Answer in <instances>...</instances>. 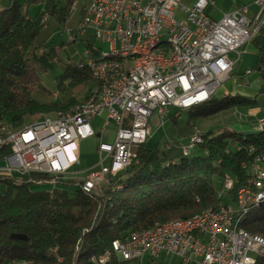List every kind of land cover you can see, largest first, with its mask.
I'll use <instances>...</instances> for the list:
<instances>
[{"label": "built area", "instance_id": "built-area-1", "mask_svg": "<svg viewBox=\"0 0 264 264\" xmlns=\"http://www.w3.org/2000/svg\"><path fill=\"white\" fill-rule=\"evenodd\" d=\"M90 2L94 3V20H86L83 11L74 30L66 29L67 44L91 35L94 41L105 43L107 50H120L126 57L125 69L113 73L116 60H98V54L94 57L84 48L78 67L89 72L92 85L101 86L100 100L87 101L81 111H70L67 118L56 117L54 111L53 120H45L39 113L20 136H13L11 127L0 126V175L45 173L79 182L87 194L100 191L130 164L133 147L147 141L152 115L162 122L170 109L185 110L199 101H210L239 60L238 49L264 26V0L253 1L254 12L238 4L217 20L205 13L208 0L180 7L184 18L174 13L177 0ZM159 38H174L177 54L151 49V41ZM230 53L236 57L230 59ZM95 118L101 119L98 129L91 124ZM109 125L113 126L112 140L98 142L97 163L76 169L80 142L102 134ZM253 130H264V115L256 118ZM201 142V131L193 126L179 143L181 154L190 153ZM106 160L110 163L105 164ZM262 162L264 153L243 164L251 185L237 190L234 207L225 203L223 209L206 211L205 218L176 228L131 230L125 239L113 241L112 250L91 259V264H109L112 255L117 261L139 264L146 255H175L180 264H254L264 250L260 242L244 237L238 218L249 202L258 203L264 197ZM232 187L229 176L223 188Z\"/></svg>", "mask_w": 264, "mask_h": 264}, {"label": "trees", "instance_id": "trees-1", "mask_svg": "<svg viewBox=\"0 0 264 264\" xmlns=\"http://www.w3.org/2000/svg\"><path fill=\"white\" fill-rule=\"evenodd\" d=\"M41 3L43 9L34 17L29 16L30 8ZM71 4L11 0L0 10V123L19 128L41 112H66L87 96L92 80L85 68L78 67L83 54L77 58L70 52L68 59H74L63 65L55 82L59 98L48 102L40 99L49 94L43 93L39 72L51 68L56 54L54 48H45V40L58 29H67ZM262 32L264 26L250 41L256 52L254 68L264 79ZM79 40H85L84 48L97 56L91 35L77 37L72 44ZM84 90L86 96L78 99ZM262 93L264 88L259 91ZM258 101L256 97L214 96L186 110L184 128L196 117L230 114L231 120H238L233 113L236 107L254 108ZM178 112L181 110H169L166 117L176 124ZM249 118L246 119L252 126L245 130L237 128L248 124L240 115L239 122L229 124L232 128L201 132L202 142L187 156L181 154L180 140L166 142L160 148L151 147L147 141L138 144L132 149L135 156L127 168L92 194L84 193L79 182L45 173L0 175V264H91L92 257L112 250L113 241L125 239L131 230L187 219L208 208H217L224 204L221 194L234 201L238 189L251 185V175L243 164L264 153V131L255 132L252 127L256 119ZM229 176L233 187L224 190V180ZM47 184H53L52 188H33ZM56 184L75 185L74 194L69 195L66 188ZM238 222L247 232L264 237V202L240 214ZM124 263L127 262L117 261L112 255L109 264ZM254 264H264V255L256 256Z\"/></svg>", "mask_w": 264, "mask_h": 264}, {"label": "rangeland", "instance_id": "rangeland-1", "mask_svg": "<svg viewBox=\"0 0 264 264\" xmlns=\"http://www.w3.org/2000/svg\"><path fill=\"white\" fill-rule=\"evenodd\" d=\"M55 1L61 4L72 3L70 9V16L68 18L66 25L67 29H71L75 27L76 23L78 22L81 10H83L84 7H86L90 3L89 0H55ZM9 3L10 0H0V8L7 7ZM43 7H44L43 3H41L40 5L32 6L29 10V16L34 17L41 8L43 9ZM63 29L62 30L58 29L50 37H48L47 40H45L46 49L54 48L56 50L55 60H53L51 64V68L46 72L43 71L39 72L40 84L45 89L44 91L43 90L42 91L45 94L46 93L49 94L48 97L44 96L43 98L40 99L46 102L51 100L55 101L56 98L57 99L59 98V94H57L55 89V82H56V78L62 72L63 65L68 61H73L74 58L68 59V57L70 56V52H74L75 55L74 57L78 58L82 56L84 50L83 49L84 44L83 42H81V40L75 41L74 44L71 43V45H68L66 29L64 30ZM94 45L100 48L103 52L107 50V46L105 43L94 41ZM248 46L250 47L248 48ZM69 47H71L72 51H69L71 50L69 49ZM252 48L253 47L251 45V41H249L248 44H244L238 49L239 52L241 53L240 61L235 66L237 67L236 73L230 75L229 79L225 83L222 92L223 96L225 94H231V95L242 96L249 99V98H253V96L257 94V90L260 87L261 82L259 80L250 81L249 75L245 74L246 70L254 71L253 67L255 64L256 55H255V51L252 50ZM235 57L236 55L234 53L229 54L230 59H234ZM85 96H86V90H84L82 93L77 95V98L82 100ZM258 96L257 99H264V96L261 97ZM34 97L37 98V95H35V93H34ZM186 110L187 109L181 110V112H178L176 114L178 115L176 124H173L168 117H164L162 122H160L159 118L155 117V115H152V117L149 120L151 127V134L147 139L148 144L151 147L157 146L160 148L163 145H165L166 142H171L175 140L183 141L190 132V128L192 129L193 126L198 127L201 132H207V131L217 132L227 128H232L229 124H232L233 122H235L236 124L237 122H239L238 120L240 119V115L242 117H245V114L248 112V108L246 107H236L233 113L236 118L238 117L237 118L238 120H236L235 118H234L235 121L231 120L232 118L230 119L231 117L230 114L227 115L219 114L217 116H211L208 118L196 117L190 121V125H188L187 128H184L188 118V114ZM53 113L51 112L47 115L52 117ZM91 124L94 129H98L101 124V119L100 118L97 119V122L96 120H92ZM237 128H240V126L237 125ZM110 130L111 127L108 126L101 135L94 136L89 143L88 142L81 143L80 145L81 160H80V164L76 166V169L86 168L94 161H96V158L94 156V147L99 141V138L103 140H107V139L112 140V138H108V136H110L109 135ZM180 132L185 133L186 135L183 136L182 134H180ZM109 163H110L109 160L105 161V164H109ZM260 167L264 168V162L260 163ZM52 186L53 184L50 185L47 184V185L35 186L33 188L36 190H46V189L48 190L51 189ZM55 186L59 188H66L69 195L74 194L75 185L63 186L60 184H56ZM215 189L219 192V188L217 185L215 186ZM220 197L222 203L229 204L233 207L235 206V202L233 200L226 198L225 195L221 194ZM152 262L155 264H180V259L175 255H159L158 257L155 258H150L149 256L146 255L143 259L142 264H150ZM124 264H139V263L136 261H130Z\"/></svg>", "mask_w": 264, "mask_h": 264}, {"label": "bare ground", "instance_id": "bare-ground-1", "mask_svg": "<svg viewBox=\"0 0 264 264\" xmlns=\"http://www.w3.org/2000/svg\"><path fill=\"white\" fill-rule=\"evenodd\" d=\"M84 18L86 20H94V3L90 2L85 8H84ZM44 21V20H43ZM151 49H168V52L170 54H177V44H174V38H159L155 41H151ZM98 60H116L115 64L113 65V73H120L123 72V70L126 67V57L121 56L120 50H106L105 52L98 53ZM100 93H101V86L100 85H92L91 88L88 91L87 96L85 99L76 104L75 106L71 107L69 110L66 112L63 111H56V117L59 118H67L69 117V112L70 111H81V106L82 104H87V101H98L100 100ZM208 101H199L198 105L204 104ZM40 117H45V120H53L54 118V113L53 116H48L46 113L41 112ZM0 126H6L3 123H0ZM29 128V124H25V126H22L20 128H11V133L13 136H20V134H24L25 131H27ZM199 129V128H198ZM264 130H258L255 132H260ZM184 156L189 155V153H182ZM225 180H229V177H227ZM264 202V197L260 198L258 203ZM256 202H249L247 204V210L253 206L258 204ZM224 204L220 205L216 209H223ZM214 208H208L200 213H197L193 215L190 218L187 219H174V220H169L166 222L162 223H156L154 226L150 227L149 229H152V231H162L163 229H170V228H176L178 225H189L193 224L197 221H199L201 218L206 217V211H210ZM244 211L243 213H245ZM239 228H241L239 226ZM244 237L250 238L253 242H260V246L262 247V250H264V237H261L256 234H252L244 230ZM96 258L92 257L91 259Z\"/></svg>", "mask_w": 264, "mask_h": 264}, {"label": "crops", "instance_id": "crops-1", "mask_svg": "<svg viewBox=\"0 0 264 264\" xmlns=\"http://www.w3.org/2000/svg\"><path fill=\"white\" fill-rule=\"evenodd\" d=\"M11 1V0H10ZM178 1V6L177 7H175L174 8V13H175V15H176V17H178V18H184V16H185V13H184V11L183 10H181L180 9V7H183V8H186V7H190V6H192L193 5V3L194 2H196V0H177ZM208 1H210L211 3L205 8V13L210 17V18H212V19H214V20H217V19H219L221 16H222V14L223 13H227V12H229V11H231L236 5H238V4H241V3H243V4H245V5H248V7H249V10L251 11V12H254L255 10H256V8H255V6H254V4H253V1L254 0H208ZM89 2H90V0H89ZM88 2V3H89ZM87 3V4H88ZM3 8H0V10H2ZM262 37H264V32H262ZM81 42H83V44L85 45V40H82ZM246 44H248V43H246ZM250 46H248V48H249ZM252 50H254L253 48H252ZM255 51V50H254ZM255 55H256V52H255ZM240 57H241V53H240ZM240 57H239V60L235 63V65H234V67H233V70L231 71V73L228 75V77L222 82V84H221V86L219 87V89L217 90V92H216V94L214 95V96H216V97H222L223 95H222V92H223V89H224V86H225V83L227 82V80L229 79V76L230 75H233V74H235L236 73V69H237V67H235L237 64H238V62L240 61ZM256 61V60H255ZM254 66H255V64H254ZM253 70L254 71H251V70H246V72H245V74H248L249 75V78H250V81H253V80H259L260 82H261V85H260V87L258 88V90H257V94L255 95V96H253V98L254 97H256V99H257V96L259 95L260 97L261 96H264V93H262V94H259V91H260V89L261 88H264V79H261V77L259 76V73L256 71V69L253 67ZM238 91V90H237ZM226 95V94H225ZM228 95V94H227ZM229 95H231V94H229ZM213 96V97H214ZM236 96H238V95H236ZM258 96V97H259ZM242 97V96H241ZM249 99H251V98H249ZM259 101H258V106L257 107H254V108H248V112L245 114V117H244V119H243V121H247V123H248V121H250V120H248V119H245V118H248V117H250L249 119H253V120H255L256 118H258V117H260V116H262V115H264V103H262L261 104V99H258ZM262 102H264V101H262ZM247 108V107H246ZM171 110V109H170ZM174 110V109H173ZM177 110V109H176ZM97 119H99V118H95V119H93V120H96V122H97ZM252 123L251 122H249L248 124H239V126H240V128L242 129V130H245V129H248L249 128V126L251 125ZM110 127H111V130H110V136H108V138H110L111 137V133H112V131H113V126L112 125H109ZM252 126V125H251ZM253 128V127H252ZM241 130V131H242ZM98 135V134H97ZM101 135V134H100ZM96 136V135H95ZM93 138V137H92ZM92 138H90V139H88V140H83V141H81L80 142V145H81V143L82 142H90V140L92 139ZM104 141L103 139H100L99 138V141ZM98 141V142H99ZM98 142H97V144H98ZM97 144H96V146H97ZM79 145V148L81 149V146ZM96 146L94 147V156H95V158H96V161H94L92 164H90L89 166H92L93 164H96L97 163V161H98V158H99V156H98V153H97V151H96ZM80 149H79V152H80ZM80 158H81V152H80ZM81 160V159H80ZM79 160V161H80ZM79 164H80V162H79ZM89 166H87V167H89ZM86 167V168H87ZM81 170H83V169H85V168H80Z\"/></svg>", "mask_w": 264, "mask_h": 264}]
</instances>
